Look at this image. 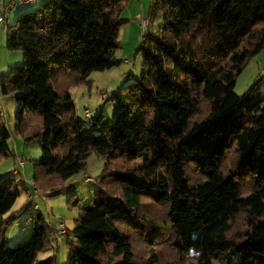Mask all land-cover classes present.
Returning <instances> with one entry per match:
<instances>
[{
  "label": "trees",
  "instance_id": "obj_1",
  "mask_svg": "<svg viewBox=\"0 0 264 264\" xmlns=\"http://www.w3.org/2000/svg\"><path fill=\"white\" fill-rule=\"evenodd\" d=\"M126 1L46 0L8 30L7 45L22 50L23 63L2 76L0 91L17 99L16 131L40 140L34 184L53 190L91 154L105 161L68 229L66 264H164L159 252L139 259L124 224L145 231L153 247L167 243L157 241L167 226L177 257L166 264H264V90L257 79L235 91L245 64L264 49V0H150V15L162 12L163 20L142 38L141 71L112 93V115L101 110L85 124L70 88L122 62ZM9 139L0 110V156L10 154ZM231 149L234 168H225ZM190 167L201 177H189ZM14 176L0 178V264H54L38 259L51 234L32 201L19 214L33 232L4 241L17 218L7 215L20 194ZM144 198L165 207L169 226L144 216ZM70 202H79L74 192ZM243 214L246 229L235 236Z\"/></svg>",
  "mask_w": 264,
  "mask_h": 264
},
{
  "label": "rangeland",
  "instance_id": "obj_2",
  "mask_svg": "<svg viewBox=\"0 0 264 264\" xmlns=\"http://www.w3.org/2000/svg\"><path fill=\"white\" fill-rule=\"evenodd\" d=\"M41 1L29 4H17L14 8L9 9L5 15L4 23L1 26L0 35V86L3 75H8L14 66L23 63V52L21 49L9 48L7 45L8 30L15 18L25 12L35 10L41 4ZM120 18L124 19L119 29L120 47L116 52L118 59L122 62L109 69L94 71L86 79L72 85L70 92L75 103V114L85 124L90 123V118L86 116V109H89L92 116L99 111L110 116L113 113L114 103L110 99L113 92L117 91L124 84L125 76L130 74L132 77L139 74L143 62V54L139 51L142 43V36L159 30L163 20L162 12L156 17L150 15V0H127L121 9ZM148 18L147 29L144 26V20ZM261 79V88L264 90V49L251 57L245 64L244 68L237 77L235 91L238 94H244L255 80ZM106 92L108 100H105L102 93ZM17 108V99L13 94L4 95L0 91V110L2 112L3 122L10 131V154L0 156V178L9 176L15 167L19 158L25 159V167L22 168V174L14 176L19 182L20 194L14 203L11 211L7 214L17 215V218L8 224L5 229V243L14 245L26 239L33 232L30 218L26 212L19 214V211L25 205L30 204L29 196L34 192L33 203L39 208L45 217L50 228L48 246L45 250L39 252L38 259L45 260L55 257L54 264H66L69 255L72 252L71 245L60 235V223L63 222L68 229H72L79 217L81 206L93 197L94 191L98 188L97 182H86L85 176L97 178L102 174L105 161L97 154H91L86 162L85 169L76 173L67 180H62L58 188L48 189L38 183L39 190H35V163L42 156L40 140L37 137L25 139L16 131L15 111ZM236 153L230 150L229 157L225 164L226 167L234 168L233 160ZM119 165V163H118ZM200 178L201 174L193 167L189 168V177ZM106 189L112 194H119V188L115 184H108ZM71 192L75 193L79 202L73 204L70 202ZM142 213L148 219L157 224L170 225L165 217L166 209L161 204L143 199ZM6 215V216H7ZM165 234L161 235L157 241L167 238V243L153 247L146 240V233L138 232L132 227L124 224L123 228L132 238L134 251L139 259H147L152 252H159L160 258L164 264L175 261L177 252L172 245L173 235L169 237L170 229L165 226ZM246 229V216L241 215L234 226L233 234L242 233ZM190 259H188L189 261ZM173 264V263H172Z\"/></svg>",
  "mask_w": 264,
  "mask_h": 264
},
{
  "label": "built area",
  "instance_id": "obj_3",
  "mask_svg": "<svg viewBox=\"0 0 264 264\" xmlns=\"http://www.w3.org/2000/svg\"><path fill=\"white\" fill-rule=\"evenodd\" d=\"M37 1H46V0H0V35H1V26L4 23L5 20V15L7 14L9 9L14 8L17 4H29V3H33V2H37ZM147 25L148 24V18H146L144 20V26L147 29ZM143 38V36H142ZM103 97L105 98L107 96L106 92L102 93ZM86 116L87 117H91V112L89 109H86ZM18 167H15L11 173L13 175H17L20 172V168L24 167L25 165V159L24 158H19L18 161ZM97 178L91 177L89 175L85 176V181L86 182H92V181H96ZM97 182V181H96ZM35 186V190H39V188ZM34 198V192L30 194L29 196V201H33ZM32 209H37L39 208L36 204H33ZM59 235L64 239L67 240V227L65 226V224L63 222L60 223V232Z\"/></svg>",
  "mask_w": 264,
  "mask_h": 264
},
{
  "label": "crops",
  "instance_id": "obj_4",
  "mask_svg": "<svg viewBox=\"0 0 264 264\" xmlns=\"http://www.w3.org/2000/svg\"><path fill=\"white\" fill-rule=\"evenodd\" d=\"M16 163H17V161H16ZM17 165H18V163H17ZM17 167H18V166H17ZM24 167H25V165H24ZM24 167H22V168H24ZM22 168H20V172H19L18 174H22V171H23ZM18 174H17V175H18ZM15 176H16V175H15ZM33 185H35V184H33Z\"/></svg>",
  "mask_w": 264,
  "mask_h": 264
}]
</instances>
